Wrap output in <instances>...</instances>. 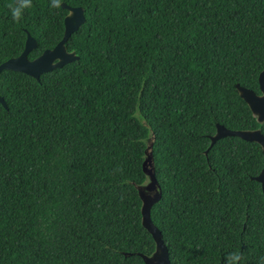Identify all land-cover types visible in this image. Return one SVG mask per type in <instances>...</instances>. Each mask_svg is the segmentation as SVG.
Listing matches in <instances>:
<instances>
[{"label":"trees","instance_id":"obj_1","mask_svg":"<svg viewBox=\"0 0 264 264\" xmlns=\"http://www.w3.org/2000/svg\"><path fill=\"white\" fill-rule=\"evenodd\" d=\"M67 41L79 59L40 80L0 73V264H146L156 248L136 184L153 140L163 191L151 210L172 264L264 258L262 147L210 148L217 123L260 128L236 84L259 91L264 0H0V64ZM10 4L20 8L13 19Z\"/></svg>","mask_w":264,"mask_h":264},{"label":"water","instance_id":"obj_2","mask_svg":"<svg viewBox=\"0 0 264 264\" xmlns=\"http://www.w3.org/2000/svg\"><path fill=\"white\" fill-rule=\"evenodd\" d=\"M62 7L68 10L65 16L64 24L65 31L61 40L50 49H46L39 56L31 59L29 53L34 50L38 42L30 33L27 35L25 48L22 53L16 57L9 58L0 64V73L5 69L20 71L31 75L40 80L43 73L52 71L56 68L63 67L65 64L79 59V55L75 50L69 51L67 41L72 33L77 31L82 24L87 20L85 9L81 6H71L66 2L61 3ZM259 85L262 94H257L253 89L236 84L240 96L247 102L257 120L264 122V69L259 74ZM0 102L8 108L4 97L0 95ZM226 136H238L247 141L257 142L263 149L264 156V133L260 128L253 130H232L224 125L217 123V129L214 135L211 136V144L205 151L207 155L210 148L217 140ZM143 171L148 177V181L143 184H136L139 196L142 201L141 214L143 226L151 233L155 240L156 248L150 255L144 253L125 252L126 256L138 254L146 264H172L169 254V249L163 240L162 231L153 222L151 210L155 203H158L163 195L159 181L156 176L155 160L153 155V140H149L145 149V159L143 162ZM255 180L264 185V167L261 172L253 177Z\"/></svg>","mask_w":264,"mask_h":264},{"label":"clouds","instance_id":"obj_3","mask_svg":"<svg viewBox=\"0 0 264 264\" xmlns=\"http://www.w3.org/2000/svg\"><path fill=\"white\" fill-rule=\"evenodd\" d=\"M11 14L14 20L19 21L21 18L20 8L14 4H10ZM243 259V255L239 250L229 252L225 257V264H240ZM261 264H264V258H262Z\"/></svg>","mask_w":264,"mask_h":264},{"label":"flooded vegetation","instance_id":"obj_4","mask_svg":"<svg viewBox=\"0 0 264 264\" xmlns=\"http://www.w3.org/2000/svg\"><path fill=\"white\" fill-rule=\"evenodd\" d=\"M259 81V80H258ZM254 90V89H253ZM257 94H262V91H261V89H260V85H259V91H256V90H254ZM253 113V112H252ZM254 115V114H253ZM254 117L257 119V117L254 115ZM258 121V120H257ZM263 123V122H262ZM251 130H253V129H251ZM262 151H263V149H262Z\"/></svg>","mask_w":264,"mask_h":264}]
</instances>
